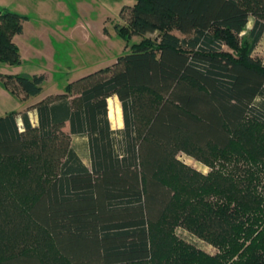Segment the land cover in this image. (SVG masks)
<instances>
[{
  "label": "trees",
  "instance_id": "1",
  "mask_svg": "<svg viewBox=\"0 0 264 264\" xmlns=\"http://www.w3.org/2000/svg\"><path fill=\"white\" fill-rule=\"evenodd\" d=\"M126 9L117 32L144 37L130 52L33 105L37 125L28 113L23 130L16 112L0 117V264H264V103L255 104L264 59L252 55L264 0H136ZM251 16V50L229 53L211 29L240 34ZM27 20L0 10V62L22 64L14 37ZM155 32L158 40L147 37ZM0 79L13 95L37 97L46 76ZM114 95L120 130L109 119ZM72 135L88 137L89 166ZM180 152L212 167L229 152L237 165L203 173ZM177 227L220 254L202 259Z\"/></svg>",
  "mask_w": 264,
  "mask_h": 264
},
{
  "label": "rangeland",
  "instance_id": "2",
  "mask_svg": "<svg viewBox=\"0 0 264 264\" xmlns=\"http://www.w3.org/2000/svg\"><path fill=\"white\" fill-rule=\"evenodd\" d=\"M135 1L0 0V10L6 8L28 17L25 22L24 36L18 39L27 47L33 46V55H25L26 60L21 73L29 76L45 74L43 92L45 96L66 91L70 82L113 64L119 56L130 52L134 44L143 40L144 37L137 35L122 38L116 29L117 25H126V19L123 17L127 15L126 7L132 6ZM254 19V16H251L249 24L240 34L229 35L218 28H212L211 31L221 37L226 51L239 55L251 50L252 40L249 32ZM174 32L184 36L178 30ZM147 37L158 40L159 32L148 34ZM252 55L258 59H264V34L252 51ZM7 65L0 62V72L11 69ZM4 90L2 79H0V117L4 116L8 110L17 109L22 105L16 95L6 94ZM39 99L41 97H35L33 101ZM260 103H264V96L255 100V104ZM120 104L118 100L109 99V116L112 125L115 126ZM178 156L184 163L203 173L211 172L213 169L228 171L237 165V157L229 152L220 154L214 167L183 152H180ZM242 163H244L243 159L238 165ZM176 233L186 241L195 244L201 253H204L200 255L202 259H207L208 255L220 254V248L216 245L192 234L183 227H177ZM182 250L184 253L188 252Z\"/></svg>",
  "mask_w": 264,
  "mask_h": 264
},
{
  "label": "crops",
  "instance_id": "3",
  "mask_svg": "<svg viewBox=\"0 0 264 264\" xmlns=\"http://www.w3.org/2000/svg\"><path fill=\"white\" fill-rule=\"evenodd\" d=\"M24 33H25V23H24V31L23 33L21 34H18L14 37V41L15 43L18 45L19 49H20V52H21V56H22V64L21 65H18V66H12V65H7V66H10L11 69H7L6 72H0V74H3V75H7V74H13V75H16V74H22V67H23V64L26 60L25 58V55H33V46H29L27 47L25 44H23L22 42H19V39L18 37H22L24 36ZM45 83V82H44ZM44 87V85H43ZM4 89L8 92H6L4 90V93L6 94H9V95H13L10 91H8L5 87ZM44 92V90H43ZM43 92L37 96V97H41V99H39L38 101H33V96H29V97H26L22 92L20 93L19 96H17L18 100L22 103V105L17 108V109H12V110H8L5 115L7 113H10V112H14L16 111V117H17V121H18V125L20 127L21 130H23V120H22V114L23 113H28L29 115V119L31 121V123L33 125H37L38 124V116H37V111L35 108H33V105H35L37 102H39L40 100L46 98L47 96L49 95H53V94H58V93H63V92H57V93H51V94H48V95H45L43 96ZM65 92V91H64ZM15 96V95H13ZM109 99H113L115 101H120L119 98L114 95V96H111L110 98H108V108H109ZM21 103H18V104H21ZM121 103V102H120ZM117 106H118V103H117ZM121 109H122V106L120 104V108L118 109V112L116 114V117L118 116L117 120H116V126L115 125H112L111 123V128L113 130H120L124 127V119H123V111L121 112ZM120 114V115H118ZM109 119H110V122H112L110 116H109ZM65 130L66 131H69V125L67 124V126L65 127ZM71 146L75 149V151L78 153V155L80 156V158L82 159V161L86 164V165H90V148H89V142H88V137L86 135H72L71 136Z\"/></svg>",
  "mask_w": 264,
  "mask_h": 264
}]
</instances>
